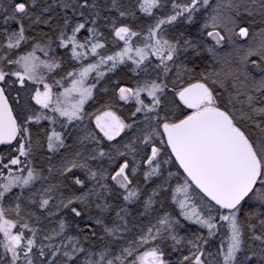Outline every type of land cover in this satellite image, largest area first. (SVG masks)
Returning a JSON list of instances; mask_svg holds the SVG:
<instances>
[{
    "label": "snow or ice",
    "instance_id": "obj_1",
    "mask_svg": "<svg viewBox=\"0 0 264 264\" xmlns=\"http://www.w3.org/2000/svg\"><path fill=\"white\" fill-rule=\"evenodd\" d=\"M0 264H264V0H0Z\"/></svg>",
    "mask_w": 264,
    "mask_h": 264
}]
</instances>
